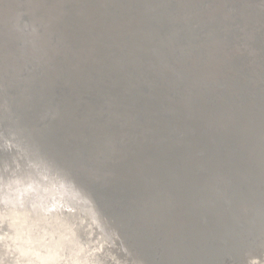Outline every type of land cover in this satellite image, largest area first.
<instances>
[{"label": "water", "instance_id": "1", "mask_svg": "<svg viewBox=\"0 0 264 264\" xmlns=\"http://www.w3.org/2000/svg\"><path fill=\"white\" fill-rule=\"evenodd\" d=\"M216 1H197V14L209 13ZM144 9L142 0H0V47L18 54L17 63V55L0 54V214L9 182L29 171L59 176L64 187L100 186L110 184L108 168L116 162L157 157L172 145L201 153L203 131L187 119L204 118L214 97L252 102L264 94V0L222 2L215 22L157 20L147 31ZM26 10L31 30H12L27 23ZM207 43L221 51L227 71H252L249 91L197 87L187 69L200 65L199 48ZM257 122L223 113L206 124L249 141L259 135ZM229 179L228 171L219 175L224 185ZM38 247L36 237H15L0 220V264H31Z\"/></svg>", "mask_w": 264, "mask_h": 264}, {"label": "bare ground", "instance_id": "2", "mask_svg": "<svg viewBox=\"0 0 264 264\" xmlns=\"http://www.w3.org/2000/svg\"><path fill=\"white\" fill-rule=\"evenodd\" d=\"M197 1L142 0L150 27L144 21L141 30L155 28L157 20L196 21L201 16ZM231 1L237 0L216 1L201 19L217 21L221 3ZM30 6L31 2L20 4ZM30 16V11L22 12L26 25L11 29L31 30ZM16 51L0 47V54L8 53L9 59L17 55L15 63ZM199 51L200 65L187 69L197 87L210 89L219 83L238 92L251 89V70L227 71L221 51L212 43ZM117 69L112 72L127 75L131 67ZM257 94L252 102L243 95L239 102L214 97L204 107V118L185 121L202 129L201 153L172 145L157 157L116 162L108 168L113 174L108 185L64 187L59 176L34 177L31 171L14 178L0 220L15 237L40 241L31 264H264V94ZM223 113L239 121L258 120L259 135L247 141L206 124ZM247 156L251 159L242 158ZM224 171L229 172V185L220 183ZM89 226L93 237L86 231Z\"/></svg>", "mask_w": 264, "mask_h": 264}]
</instances>
